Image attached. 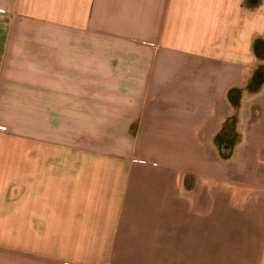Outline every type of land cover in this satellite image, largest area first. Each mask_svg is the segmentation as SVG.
<instances>
[{
  "label": "crops",
  "instance_id": "crops-1",
  "mask_svg": "<svg viewBox=\"0 0 264 264\" xmlns=\"http://www.w3.org/2000/svg\"><path fill=\"white\" fill-rule=\"evenodd\" d=\"M264 0H0V264H264Z\"/></svg>",
  "mask_w": 264,
  "mask_h": 264
},
{
  "label": "trees",
  "instance_id": "trees-1",
  "mask_svg": "<svg viewBox=\"0 0 264 264\" xmlns=\"http://www.w3.org/2000/svg\"><path fill=\"white\" fill-rule=\"evenodd\" d=\"M260 68H262V67H260ZM260 68L255 72V74H254V76H253V80H252V82L254 83V84H258L260 81H262L263 80V78H264V75H262V72L260 71Z\"/></svg>",
  "mask_w": 264,
  "mask_h": 264
},
{
  "label": "flooded vegetation",
  "instance_id": "flooded-vegetation-1",
  "mask_svg": "<svg viewBox=\"0 0 264 264\" xmlns=\"http://www.w3.org/2000/svg\"><path fill=\"white\" fill-rule=\"evenodd\" d=\"M260 71H261L262 73H264V67L260 68Z\"/></svg>",
  "mask_w": 264,
  "mask_h": 264
},
{
  "label": "rangeland",
  "instance_id": "rangeland-1",
  "mask_svg": "<svg viewBox=\"0 0 264 264\" xmlns=\"http://www.w3.org/2000/svg\"><path fill=\"white\" fill-rule=\"evenodd\" d=\"M260 67H264V64H262ZM262 75H264V73H262Z\"/></svg>",
  "mask_w": 264,
  "mask_h": 264
}]
</instances>
